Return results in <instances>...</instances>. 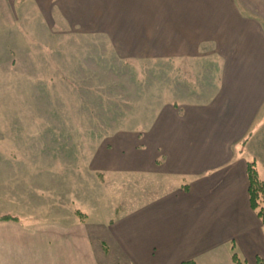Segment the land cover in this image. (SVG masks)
Here are the masks:
<instances>
[{
  "label": "crops",
  "instance_id": "obj_1",
  "mask_svg": "<svg viewBox=\"0 0 264 264\" xmlns=\"http://www.w3.org/2000/svg\"><path fill=\"white\" fill-rule=\"evenodd\" d=\"M15 1L0 0V52L26 13L76 28L83 11L119 59L214 68L209 89L173 88L146 127L92 155L93 171L150 187L125 198L135 205L93 222H0V264H264L246 175L253 163L264 180V22L237 0Z\"/></svg>",
  "mask_w": 264,
  "mask_h": 264
},
{
  "label": "rangeland",
  "instance_id": "obj_2",
  "mask_svg": "<svg viewBox=\"0 0 264 264\" xmlns=\"http://www.w3.org/2000/svg\"><path fill=\"white\" fill-rule=\"evenodd\" d=\"M237 1L264 22V0ZM25 15L0 52V216L25 227L60 216L111 218L150 187L93 171L92 155L111 136L146 127L173 88L209 89L214 63L126 61L108 37L84 27L83 11L76 28L58 14L61 22Z\"/></svg>",
  "mask_w": 264,
  "mask_h": 264
},
{
  "label": "trees",
  "instance_id": "obj_3",
  "mask_svg": "<svg viewBox=\"0 0 264 264\" xmlns=\"http://www.w3.org/2000/svg\"><path fill=\"white\" fill-rule=\"evenodd\" d=\"M246 175L248 180V201L250 208L254 210L258 216V218L262 222V226L264 229V180H262L256 167L253 163L247 165ZM0 222H18L17 217L11 215H3L0 216ZM232 262L234 264H244L241 262L237 255L233 253L231 255ZM182 264H195L193 261L183 262ZM257 264H261L258 260Z\"/></svg>",
  "mask_w": 264,
  "mask_h": 264
}]
</instances>
